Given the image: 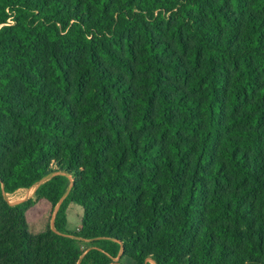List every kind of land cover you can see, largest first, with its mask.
I'll return each instance as SVG.
<instances>
[{"label":"trees","instance_id":"obj_1","mask_svg":"<svg viewBox=\"0 0 264 264\" xmlns=\"http://www.w3.org/2000/svg\"><path fill=\"white\" fill-rule=\"evenodd\" d=\"M143 1L0 0V264H264V0Z\"/></svg>","mask_w":264,"mask_h":264},{"label":"rangeland","instance_id":"obj_2","mask_svg":"<svg viewBox=\"0 0 264 264\" xmlns=\"http://www.w3.org/2000/svg\"><path fill=\"white\" fill-rule=\"evenodd\" d=\"M232 7H233L232 1L231 2L229 1V4H225V13L229 16H232V10H233ZM157 12L158 11H156L155 14H157ZM163 16L168 17L169 14L163 13ZM8 23L10 25H13V18H10L8 20ZM230 24L231 23H228L226 26L222 24L223 32L221 36L224 37L225 31L229 29ZM233 25L235 29H237V32L239 34V32L241 31V25L239 21H237ZM159 41H163L166 43V45H169L170 46L169 52L171 53L174 52L173 48L177 49L175 42L171 40L170 36L168 35V32L160 35ZM19 191L20 190L16 191L11 195H5V199L7 202L6 204L8 206H14L22 202L29 203V207L25 211V221L27 225L28 234L31 237H37L39 235L47 233L48 231L53 232L54 231L53 220L56 209H54L53 211L51 205L45 200L35 201L33 197L34 188L27 191L26 190L20 192ZM65 217H66L67 230L73 233H79L82 229V222H81L83 217L82 208L73 203L69 204V206L65 211ZM93 246L94 244L91 241L77 239L74 249L70 251L68 254L69 260L71 262L70 264H78L81 258ZM114 262H119L120 264H134L128 258H119V257L115 259ZM147 262L150 264H154L152 260H147Z\"/></svg>","mask_w":264,"mask_h":264},{"label":"crops","instance_id":"obj_3","mask_svg":"<svg viewBox=\"0 0 264 264\" xmlns=\"http://www.w3.org/2000/svg\"><path fill=\"white\" fill-rule=\"evenodd\" d=\"M34 190H35V188H34ZM20 191H24V190H20ZM20 191H19V192H20ZM26 191H27V190H26ZM18 204H19V203H18ZM53 211H54V210H53Z\"/></svg>","mask_w":264,"mask_h":264}]
</instances>
